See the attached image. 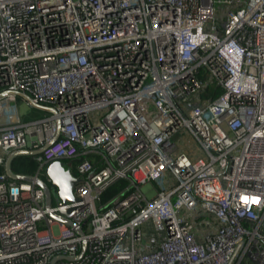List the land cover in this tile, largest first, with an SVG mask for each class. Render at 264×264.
I'll return each instance as SVG.
<instances>
[{"label":"built area","instance_id":"2783aa9c","mask_svg":"<svg viewBox=\"0 0 264 264\" xmlns=\"http://www.w3.org/2000/svg\"><path fill=\"white\" fill-rule=\"evenodd\" d=\"M42 147L77 202L7 174ZM263 172L264 0H0V264H264Z\"/></svg>","mask_w":264,"mask_h":264},{"label":"water","instance_id":"95a60500","mask_svg":"<svg viewBox=\"0 0 264 264\" xmlns=\"http://www.w3.org/2000/svg\"><path fill=\"white\" fill-rule=\"evenodd\" d=\"M21 96L24 99H26L29 103L34 105L36 108L44 109V107L34 104L29 97L24 96V95H21ZM60 128H61L60 123H58L57 138L59 136ZM45 148L46 147H42L41 149L36 150V151H17L11 154L7 158L6 164H5L7 174L9 175L10 178L14 180L26 182V183H36L39 187H41L44 190L45 195H46V206L48 209H52V206H53L54 193L52 189H55L58 192V198L60 200V203H59L60 205H64L66 203L77 202V199L74 196V188H75V185L79 183V180L72 174L71 170L66 167V164L64 163V161H61V160L56 161L47 167L46 175L50 183H47L42 178L37 177V176L20 175V174H16L13 171L12 165L16 158L21 157V156L34 157L42 153ZM61 213L65 215V217L62 215L61 216L57 215L55 213H52L51 216L59 221H62L68 224L70 228L73 229L75 233H77L78 235L85 234L84 229L81 226L77 225L71 219H69L71 215L74 213V209L72 208L65 209V210H62ZM85 249H86V243L84 244V250L82 254L73 260L80 259L83 256ZM59 259H61V257L54 258L52 261V264H55Z\"/></svg>","mask_w":264,"mask_h":264},{"label":"trees","instance_id":"16d2710c","mask_svg":"<svg viewBox=\"0 0 264 264\" xmlns=\"http://www.w3.org/2000/svg\"><path fill=\"white\" fill-rule=\"evenodd\" d=\"M221 93H223V90H221V88H215L214 86H212L211 89H209V91L204 95V97L208 99H214ZM82 161H83L82 158H78L77 160H75L71 164L73 167V170H75L76 169L75 167ZM64 163L66 164L67 168H70L68 161H64ZM12 168L16 174L34 176L38 173L39 165L37 161L34 159V157L21 156L14 160ZM40 176L44 181H46L47 183H50L45 171L41 172ZM121 184L123 185V187L125 186V182H121ZM118 187H119L118 185H115L114 187H112V189L109 190L110 191L109 194L111 196H109V194L107 196L105 195V200L117 194L121 190V189L119 190Z\"/></svg>","mask_w":264,"mask_h":264},{"label":"rangeland","instance_id":"374dc122","mask_svg":"<svg viewBox=\"0 0 264 264\" xmlns=\"http://www.w3.org/2000/svg\"><path fill=\"white\" fill-rule=\"evenodd\" d=\"M18 105H19V111L23 117L24 120L30 121V120H35V119H40L47 115V112L36 109L34 107L29 106L26 101L22 100L21 98H18ZM119 187V190L123 188V185L117 184ZM112 189V188H111ZM110 193V191L106 194V196ZM109 196H111L109 194Z\"/></svg>","mask_w":264,"mask_h":264},{"label":"bare ground","instance_id":"6f19581e","mask_svg":"<svg viewBox=\"0 0 264 264\" xmlns=\"http://www.w3.org/2000/svg\"><path fill=\"white\" fill-rule=\"evenodd\" d=\"M261 175H263V176H264V172H263Z\"/></svg>","mask_w":264,"mask_h":264},{"label":"flooded vegetation","instance_id":"af4514ba","mask_svg":"<svg viewBox=\"0 0 264 264\" xmlns=\"http://www.w3.org/2000/svg\"><path fill=\"white\" fill-rule=\"evenodd\" d=\"M52 190H54V191H55V189H52Z\"/></svg>","mask_w":264,"mask_h":264}]
</instances>
